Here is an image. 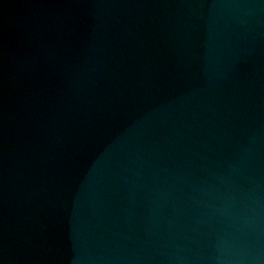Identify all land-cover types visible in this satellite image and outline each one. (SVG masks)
Instances as JSON below:
<instances>
[{
    "label": "water",
    "instance_id": "obj_1",
    "mask_svg": "<svg viewBox=\"0 0 264 264\" xmlns=\"http://www.w3.org/2000/svg\"><path fill=\"white\" fill-rule=\"evenodd\" d=\"M0 264H264V0H0Z\"/></svg>",
    "mask_w": 264,
    "mask_h": 264
}]
</instances>
